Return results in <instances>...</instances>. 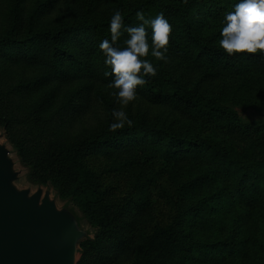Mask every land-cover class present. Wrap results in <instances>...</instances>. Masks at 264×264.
Segmentation results:
<instances>
[{"label": "rangeland", "instance_id": "obj_1", "mask_svg": "<svg viewBox=\"0 0 264 264\" xmlns=\"http://www.w3.org/2000/svg\"><path fill=\"white\" fill-rule=\"evenodd\" d=\"M45 1L0 0V38L17 23L14 36L21 42L0 49V144L10 152L17 189H42L58 210L76 218L84 233L77 264H264V55L224 56L219 45L224 15L237 0L196 7L190 16L192 35L179 19L165 16L173 26L169 62L146 57L166 84L229 106L238 115L236 122H209L182 106L152 104L143 86L123 106L132 122L144 120L166 132V126H174L183 135L197 133L205 142L221 140L251 166L254 187L245 188V206L228 211L222 229L216 219L219 210L205 195L225 191L231 206L239 190L234 178L216 167L212 181L198 186L209 159L152 136L144 142L129 135L120 145L96 147L86 155L84 179L99 198L103 226L80 211L73 190L82 172L76 158L66 159L63 151L75 141L111 131L112 110L122 106L111 94L116 91L109 87L112 77L104 75L111 69L104 64L99 48L103 39L96 33L68 35L56 58L43 41L23 43L31 31L54 30L78 19L90 0H54L44 10L40 6ZM142 1L93 0L92 17H108L119 5L128 10ZM202 43L224 54L209 56ZM240 213L247 222L244 229ZM229 233L235 246L225 251L219 238ZM242 243L248 244L245 250ZM170 245L178 246L177 252L171 253Z\"/></svg>", "mask_w": 264, "mask_h": 264}, {"label": "trees", "instance_id": "obj_2", "mask_svg": "<svg viewBox=\"0 0 264 264\" xmlns=\"http://www.w3.org/2000/svg\"><path fill=\"white\" fill-rule=\"evenodd\" d=\"M93 0H90L83 14L74 21H69L62 24L57 29H39L37 31L29 32L28 36L23 40V43L32 44L33 41H43L49 44L52 49V53L56 58L62 50L59 47V43L62 42L68 35L77 32H93L96 33L101 39H110L111 33L109 31L110 17L95 18L92 17L94 12ZM214 0H143L137 6L128 10L122 8L121 5L115 9H119L124 16V24H134L136 20L135 13L137 10H142L145 14L151 12L163 13L166 17L177 18L180 20L182 27L192 35V22L190 19L191 13L196 7L204 4L211 3ZM54 0H46L40 7L50 9L53 7ZM114 9V10H115ZM113 10V11H114ZM112 11V14H113ZM111 14V15H112ZM17 23L13 25L10 32L0 38V49L5 46H11L20 44L15 38ZM16 39V40H15ZM119 44L123 45L118 41ZM206 54L212 55H223V51L220 49L210 48L207 44H201ZM224 56H229L224 54ZM145 79L148 83L143 86L145 93L152 104H163L167 103L174 106H182L185 109H189L202 117L204 120L217 122L223 121L226 123H234L238 120V115L234 109L227 105L205 99L193 92L181 90L178 87L172 86L170 83L163 81L158 74L156 76H146ZM167 132L162 130L160 127L154 126L149 127L146 125L144 120H135L131 126L118 129L116 131H106L100 134L86 137L82 140L75 141L69 144L63 151L66 159L76 158L77 169L81 170L82 179L77 181V186L73 190V197L77 202L78 208L84 214L86 218L91 220L97 226H103L104 218L99 212V198H96L91 190L86 185L87 181L84 179L86 172L83 165L84 158L86 155L94 150L96 147H105L112 145H120L122 140L129 135H136L134 138L139 141L148 140L149 136L157 139V141L165 142L169 147L176 144L184 145L191 153L196 154L201 159L206 158L208 160L209 170L205 173L201 180H197V185L204 187L208 182L212 181L213 174L223 168L229 177L234 178L238 193L233 200V204L230 206L227 199V193L222 191L220 193H210L205 195V199L212 205V208L219 210L217 212L218 225L226 224V217L228 211L236 210L240 211L246 203L242 195L245 188L254 187V180L252 179L253 171L251 166L244 161V158L237 153L228 151V147L221 141L205 142L198 137L197 133H187L183 135L180 130L174 129V126H166ZM138 141V142H139ZM211 166L213 168H211ZM241 217V227L244 229L247 222L243 215L238 214ZM229 219V218H228ZM244 233V232H243ZM245 239V236L243 235ZM243 239V240H244ZM219 244L225 251L233 249L234 237L231 233L223 234L219 238ZM173 250H169L171 253L177 252L176 245H170ZM242 250L248 247V244L242 243L239 245ZM189 247V246H187ZM167 248V247H166ZM168 249V248H167ZM146 264H151L146 262Z\"/></svg>", "mask_w": 264, "mask_h": 264}, {"label": "clouds", "instance_id": "obj_3", "mask_svg": "<svg viewBox=\"0 0 264 264\" xmlns=\"http://www.w3.org/2000/svg\"><path fill=\"white\" fill-rule=\"evenodd\" d=\"M139 23L126 26L124 16L115 9L110 17V39H103L99 48L104 56V64L111 71L109 87L116 89L111 93L122 107L112 110L111 131L132 125V120L123 106L133 102L138 86L148 83L146 76L154 77L158 68L146 57L151 56L164 63L169 62L168 44L173 26L163 13L147 18L142 10L135 13ZM150 29V35L149 30ZM126 33L123 45L121 36ZM220 48L229 55H264V0H237L231 11L225 13L219 39Z\"/></svg>", "mask_w": 264, "mask_h": 264}, {"label": "water", "instance_id": "obj_4", "mask_svg": "<svg viewBox=\"0 0 264 264\" xmlns=\"http://www.w3.org/2000/svg\"><path fill=\"white\" fill-rule=\"evenodd\" d=\"M9 154L0 144V264H77L76 218L42 189H17Z\"/></svg>", "mask_w": 264, "mask_h": 264}]
</instances>
